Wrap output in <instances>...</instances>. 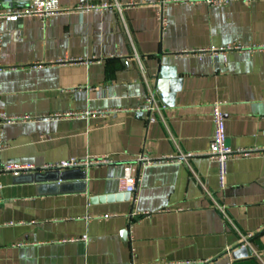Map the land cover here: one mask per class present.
<instances>
[{
    "label": "crops",
    "instance_id": "crops-1",
    "mask_svg": "<svg viewBox=\"0 0 264 264\" xmlns=\"http://www.w3.org/2000/svg\"><path fill=\"white\" fill-rule=\"evenodd\" d=\"M156 1L59 0L67 12L2 21L0 109L31 120L0 127V162L23 168L0 174V264H264V0L169 4L165 29ZM216 103L227 147L251 151L224 189ZM143 154L167 160L133 202L121 179ZM69 159L110 162L45 169Z\"/></svg>",
    "mask_w": 264,
    "mask_h": 264
},
{
    "label": "built area",
    "instance_id": "built-area-1",
    "mask_svg": "<svg viewBox=\"0 0 264 264\" xmlns=\"http://www.w3.org/2000/svg\"><path fill=\"white\" fill-rule=\"evenodd\" d=\"M193 0H158L156 3H152V8L155 13L156 21L160 22L163 29L168 27L169 22L165 17V10L169 4H182L191 2ZM207 4H213L216 6H224L229 0H204ZM108 7V4H87L84 6H79L78 10L81 12H88L90 10H103ZM118 10L121 12L120 7L118 6ZM67 9H63L59 5V0H30L29 4L25 7H21L15 10H6L2 7V0H0V50H1V41H2V21L7 22H16L20 18L23 17H35L41 20H46L48 18L54 17V15L61 14L63 12H67ZM231 49V48H229ZM202 54V53H200ZM219 103L213 105V114L212 120L214 124V133L211 139L210 150L208 154L209 159H213L217 164V175H218V182L219 188L224 189L226 186L227 180V165L229 160L234 156H242L246 157L250 155L251 151H233L230 147L228 148L226 145V125L224 124V115L220 110ZM146 109L150 114L148 119L149 123H153L155 118L152 117V114H160L164 107L158 106L156 104L155 96L153 93L149 94L146 100ZM92 113L86 112L85 115L89 116ZM31 117L29 116H22V117H12L8 116L6 113L2 112L0 109V127L5 124H15L18 122H27L30 121ZM3 148V141L2 135L0 130V152ZM179 158H184L185 156H178ZM189 157V156H188ZM163 160H167L164 157L158 160H152L146 155H140L133 161L131 164L127 166L125 169L122 179L121 185L124 192L131 195V199L133 202H136V195L135 191L137 186L142 181V172L144 168L152 165V164H160ZM107 159H100V160H85L79 161L76 159H69L59 161L58 164H51L45 166V169L48 170H66V169H75L76 167L81 166H91L92 164H99V163H109ZM23 170L22 167L13 164L12 162H7L6 164H2L0 162V174H7L12 173L13 175L17 176ZM0 186V190H1ZM2 202V198H0V204ZM217 207L221 210L222 214L225 216V210L222 207ZM83 241H87L88 237L83 236ZM244 242L246 241V237L243 238ZM129 264H134L133 262Z\"/></svg>",
    "mask_w": 264,
    "mask_h": 264
},
{
    "label": "water",
    "instance_id": "water-1",
    "mask_svg": "<svg viewBox=\"0 0 264 264\" xmlns=\"http://www.w3.org/2000/svg\"><path fill=\"white\" fill-rule=\"evenodd\" d=\"M14 1L16 2V1H19V0H14Z\"/></svg>",
    "mask_w": 264,
    "mask_h": 264
}]
</instances>
